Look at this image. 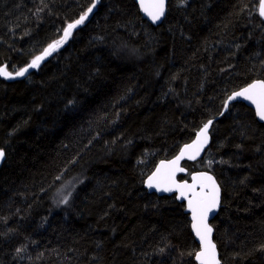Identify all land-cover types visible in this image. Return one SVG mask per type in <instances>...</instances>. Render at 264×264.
Wrapping results in <instances>:
<instances>
[{"label":"trees","instance_id":"1","mask_svg":"<svg viewBox=\"0 0 264 264\" xmlns=\"http://www.w3.org/2000/svg\"><path fill=\"white\" fill-rule=\"evenodd\" d=\"M91 1L0 0V264H196L183 202L144 181L264 81L260 0H167L159 24L101 0L75 25ZM210 137L179 178L221 187V263L264 264V122L233 102Z\"/></svg>","mask_w":264,"mask_h":264},{"label":"water","instance_id":"2","mask_svg":"<svg viewBox=\"0 0 264 264\" xmlns=\"http://www.w3.org/2000/svg\"><path fill=\"white\" fill-rule=\"evenodd\" d=\"M101 0H92L85 13L74 24H81L99 5ZM142 17L159 24L165 14L167 0H135ZM258 11L264 19V0L259 1ZM43 58V57H42ZM240 101L248 105L258 121L264 122V81L256 79L231 92L225 101L222 113L229 103ZM222 113L215 117H221ZM214 120V119H213ZM207 121L194 135L193 139L183 144L171 158L159 160L146 176L144 187L149 193L158 196L175 194L176 199L184 203V211L190 220V229L198 245L194 260L196 264H222L216 243L213 240L214 229L211 225L221 202V187L215 176L209 171H193L189 180L179 178L187 173L185 161H195L209 146L210 125ZM4 154L0 151V166Z\"/></svg>","mask_w":264,"mask_h":264},{"label":"rangeland","instance_id":"3","mask_svg":"<svg viewBox=\"0 0 264 264\" xmlns=\"http://www.w3.org/2000/svg\"><path fill=\"white\" fill-rule=\"evenodd\" d=\"M38 59H40V56L35 58L28 67L29 68L32 66L36 67L38 65V63L40 62V60H38ZM20 73L22 74V73H24V71H22ZM0 74L5 75V76H10L3 69H0ZM70 188H71V185L69 184V182L62 183L60 188L57 189V191L55 193V199H54L53 203H55V205H57V206L64 205L67 202L68 197L70 195Z\"/></svg>","mask_w":264,"mask_h":264},{"label":"bare ground","instance_id":"4","mask_svg":"<svg viewBox=\"0 0 264 264\" xmlns=\"http://www.w3.org/2000/svg\"><path fill=\"white\" fill-rule=\"evenodd\" d=\"M227 100V99H226ZM233 102H240V101H233ZM233 102H230L229 103V105L231 104V103H233ZM245 104V103H244ZM246 105V104H245ZM248 106V105H247ZM249 107V106H248ZM224 108V107H223ZM228 109V108H227ZM227 111V110H226ZM226 111H224V112H226ZM223 112V113H224ZM222 113V114H223ZM211 120H213V119H211ZM215 120V119H214ZM211 126V125H210ZM207 149V148H206ZM205 149V150H206ZM205 150H204V152H205ZM204 152H203V154H202V156L201 157H199V158H197L195 161H197L198 159H200V158H202L203 157V155H204ZM191 162H194V161H191ZM199 171H201V170H199ZM193 171H191L190 173H192ZM190 173H189V175L188 176H190ZM187 174V173H186ZM186 174H184V175H186ZM187 180H189V177H188V179ZM147 190V189H146ZM155 194V193H154ZM171 195H174L175 196V194H171ZM175 198H176V196H175ZM177 200V199H176ZM178 201V200H177ZM180 202V201H179ZM184 204V203H183ZM184 208H185V206H184ZM185 212V211H184ZM186 213V212H185ZM189 218V217H188ZM190 221V220H189ZM191 230V229H190ZM192 233V232H191ZM194 238V237H193Z\"/></svg>","mask_w":264,"mask_h":264}]
</instances>
